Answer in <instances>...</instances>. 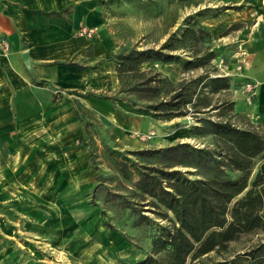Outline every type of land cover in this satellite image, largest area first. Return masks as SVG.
<instances>
[{"label": "trees", "instance_id": "obj_1", "mask_svg": "<svg viewBox=\"0 0 264 264\" xmlns=\"http://www.w3.org/2000/svg\"><path fill=\"white\" fill-rule=\"evenodd\" d=\"M220 10L196 13L180 37L159 49L124 48L112 58L120 88L113 96L101 97L161 120L190 116L199 124L192 127L191 136L213 138V147L177 143L132 152L105 147L114 159V180L123 187L110 191L104 188L108 179L97 175L95 189L104 190V202L119 226L144 232L148 242L142 239L145 257L131 264H264V242L251 245L264 233V165L255 171L264 160V131L239 127L232 116L213 120L210 111L224 105L213 104L203 91L210 85L215 94L230 88L226 77H211L218 51L202 22L203 14L216 16ZM179 50L192 59L184 60L176 54ZM173 63L182 64L185 72L204 71L174 83L154 68ZM145 64L151 68L144 70ZM84 131L88 133V123ZM108 210L103 208L101 215L107 217ZM104 224L119 230L109 220Z\"/></svg>", "mask_w": 264, "mask_h": 264}, {"label": "rangeland", "instance_id": "obj_2", "mask_svg": "<svg viewBox=\"0 0 264 264\" xmlns=\"http://www.w3.org/2000/svg\"><path fill=\"white\" fill-rule=\"evenodd\" d=\"M97 1L104 6L110 21L111 32L119 46L117 53L132 47L159 49L170 38L180 37L187 21L208 8L195 0ZM203 15L204 25L214 18L212 12ZM228 33L236 36L239 30L235 26ZM222 43L214 39L213 48L218 54L212 61L216 70L211 69L210 74L212 78L226 77L230 88L216 94L211 92V85L203 89L213 104L224 105L211 110L208 116L213 120L232 116V123L239 127L261 129L244 110L239 112L236 108L240 97L244 96L249 105L254 102V95L250 96L245 90L246 84L243 86L235 80L241 75L238 59L242 49L228 44L222 46ZM176 54L184 60L192 59L185 50ZM150 68V64L143 66L144 70ZM154 68L174 83L204 71L185 72L182 64L176 63L156 64ZM98 98L113 108L104 106L101 120L73 103V121L77 122L71 126V143L63 144L57 139L49 144L51 158L42 160L44 153L41 152L39 167L33 169L30 152L26 149L19 160L6 153L7 158L10 157L9 168H3L5 173L0 174V264H131L143 259L148 243L144 232L121 228L115 213L108 210L110 204L104 202V190L95 189L97 175L108 179L104 188L110 191L123 187L114 180V159L105 147L120 152L160 149L177 143L213 147L211 136L190 135L192 127L199 125L190 116L166 121L125 102ZM77 113L81 117L78 118ZM111 117L127 127L115 128L108 122ZM85 123H88V133L84 131ZM262 166L261 161L255 171ZM27 170H38L40 176ZM103 208L108 210L107 217L101 215ZM107 220L119 230L106 227ZM260 242H264V233L255 236L251 245Z\"/></svg>", "mask_w": 264, "mask_h": 264}, {"label": "crops", "instance_id": "obj_3", "mask_svg": "<svg viewBox=\"0 0 264 264\" xmlns=\"http://www.w3.org/2000/svg\"><path fill=\"white\" fill-rule=\"evenodd\" d=\"M195 1L222 9L207 26L222 46L245 53L235 80L255 85L254 102L249 105L243 96L236 108L264 131V0ZM104 10L97 0H0V174L25 149L35 169L41 152L42 160L51 158L49 144H70L77 122L73 103L101 120L102 108H113L98 98L115 95L120 86L112 61L119 46ZM235 26L238 35L226 34ZM82 29L93 34L80 36ZM114 119L108 122L115 128L127 127ZM26 172L40 176L38 170Z\"/></svg>", "mask_w": 264, "mask_h": 264}, {"label": "built area", "instance_id": "obj_4", "mask_svg": "<svg viewBox=\"0 0 264 264\" xmlns=\"http://www.w3.org/2000/svg\"><path fill=\"white\" fill-rule=\"evenodd\" d=\"M93 34V30L91 29H82L80 31V36H87V37H90L91 35ZM245 53H241V56L239 57L238 59V63H240L239 67H238V70L241 71L243 69V66L245 65L246 63V58H245ZM245 90L246 92L250 95V96H253L255 95V85H253L252 83H247L246 86H245ZM249 96V97H250Z\"/></svg>", "mask_w": 264, "mask_h": 264}]
</instances>
